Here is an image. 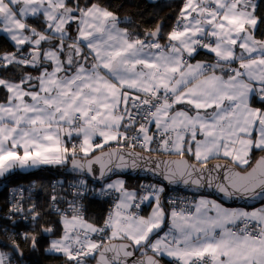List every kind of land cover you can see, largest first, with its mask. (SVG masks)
Segmentation results:
<instances>
[{
  "label": "snow or ice",
  "instance_id": "1",
  "mask_svg": "<svg viewBox=\"0 0 264 264\" xmlns=\"http://www.w3.org/2000/svg\"><path fill=\"white\" fill-rule=\"evenodd\" d=\"M257 7L256 0H182L161 43L162 24L142 38L121 27L130 18L105 0H0V33L14 48L0 52V70L18 76H0V177L48 165L79 174L48 189L61 234L45 252L65 264H160L165 256L169 264H264V155L251 163L254 151L264 153V108L252 106L264 104ZM201 50L213 61L192 63ZM220 158L231 163H209ZM140 168L169 185L207 187L218 199L259 207H226L207 196L165 202L163 184H141L138 194L112 179ZM13 192L6 218L30 220L35 230L37 204L26 208L25 189ZM91 193L112 197L103 226L85 218ZM145 202L147 216L139 212ZM39 232L55 234L52 226ZM17 236L37 249V234L13 231L0 264L23 257Z\"/></svg>",
  "mask_w": 264,
  "mask_h": 264
},
{
  "label": "trees",
  "instance_id": "2",
  "mask_svg": "<svg viewBox=\"0 0 264 264\" xmlns=\"http://www.w3.org/2000/svg\"><path fill=\"white\" fill-rule=\"evenodd\" d=\"M105 2L112 7L121 17H129L131 23H122V27H127L130 31L142 34L145 30L155 29L157 24L163 25V33L160 37V42L164 43L166 40V33L171 30L175 19L178 15L182 0H105ZM257 12L258 17L264 18V0H257ZM29 23L33 24L37 28L42 27L39 21L29 20ZM71 31V29H70ZM258 39H264V23L259 25V30L256 32ZM14 51L11 41L3 34H0V52ZM214 57L207 54L206 51L201 50L200 54L195 57L194 60L213 61ZM28 71H32L28 69ZM1 76L5 78H18V76L11 70L5 72L0 70ZM33 75H37L38 72H32ZM5 99L4 94H0V100ZM255 102V101H254ZM257 107L264 108V104L256 103ZM143 151L142 149H139ZM156 155L172 156L164 153H150ZM263 153L254 151L252 153L253 164L256 159ZM193 160L192 157H188ZM217 160V159H216ZM215 161V160H211ZM231 162L229 160H226ZM210 162V161H209ZM241 168V167H239ZM246 170L248 168H241ZM66 167L61 166H41L35 170L22 171L14 170L12 173L7 174L5 177H0V249L9 251L10 245L9 236L13 231L16 233L28 232L37 234L39 243L37 249H32L29 244H25L23 240L17 236V241L21 244L23 250V257L17 261V264H65V258L60 254L47 253L44 251L48 247V242L51 240L48 236L39 232L40 225L52 226L55 230L54 236L61 234V225L59 223V217L49 206V192L48 189L53 182L67 180H73L77 178V175H70L66 173ZM121 177V176H119ZM116 178V177H115ZM113 178V179H115ZM126 182V186L130 189H136L138 194L141 193L140 185L147 183L159 184L149 179L135 178L130 176L121 177ZM21 185L25 189V207L28 204L36 203L38 210L41 212V220L33 229L32 222L30 220H23L19 217H13L16 220V224L13 225L11 220L7 219L10 204V191L16 186ZM93 184L90 182V187ZM101 187V185H99ZM96 185V187H99ZM59 187V186H58ZM66 188V187H64ZM28 189H31L29 193ZM31 196V199L27 197ZM196 195L183 193L180 191H169L165 189L162 194V199L167 202L168 198L193 200ZM69 199L71 197L69 196ZM85 204V218L90 219V222L95 223L97 226H103L105 217L108 214L109 208L112 204V197L102 198L95 193L88 194L87 198L83 201ZM65 207V205H60ZM7 229V231H6ZM137 254L140 255L139 252ZM164 264H169V258L159 257ZM94 260H89L87 264H92Z\"/></svg>",
  "mask_w": 264,
  "mask_h": 264
},
{
  "label": "water",
  "instance_id": "3",
  "mask_svg": "<svg viewBox=\"0 0 264 264\" xmlns=\"http://www.w3.org/2000/svg\"><path fill=\"white\" fill-rule=\"evenodd\" d=\"M116 146L114 147H108V148H105V149H102V151L104 152H107L109 151L111 148H115ZM137 152H143L139 149H135ZM96 155L99 154V151L94 153ZM145 155H153V156H157L159 157L160 159H172V160H175V159H179V157L177 156H164V155H156V154H150V153H144ZM264 155L261 154L260 156ZM259 156V157H260ZM258 157V158H259ZM188 158V157H187ZM257 158V159H258ZM190 162H194L193 160H191L190 158H188ZM210 164H217V163H220V164H230L231 162H228L226 160H215V161H210L209 162ZM255 164V162L253 163ZM237 171H240V172H245V171H248L250 170V168L246 169V170H243L241 168H237L236 169ZM67 174H70V175H79L77 173H69L67 170H65ZM121 177H126V176H130V177H135V178H142V179H149V180H152V181H155L159 184H163V186L165 187V189L169 190V191H180V192H184V193H188V194H192V195H196V196H210V197H213V198H216L218 199L219 197L222 196V194H219L215 191V189H208L207 187H205L204 189H200L199 191L197 190H194L192 189L191 187H186L182 184L180 185H169L166 181H163L161 177L157 176V175H154L152 174L151 172L149 171H146L144 170L143 168H140V169H126L124 170L121 174H120ZM117 176H112V179L115 178ZM97 185H101L99 183H96ZM219 201H221L222 203L226 204V205H229V206H258L259 203L255 200H231V201H226L222 198L218 199ZM45 236H52V235H49V234H44ZM135 256L137 258H139V254H137V252L135 253ZM159 261H160V264H164L160 258H158ZM92 264H95V262H93Z\"/></svg>",
  "mask_w": 264,
  "mask_h": 264
},
{
  "label": "crops",
  "instance_id": "4",
  "mask_svg": "<svg viewBox=\"0 0 264 264\" xmlns=\"http://www.w3.org/2000/svg\"><path fill=\"white\" fill-rule=\"evenodd\" d=\"M153 1H157V0H153ZM256 2H257V0H256ZM122 27V26H121ZM0 34H3V33H0ZM3 35H5V34H3ZM6 36V35H5ZM197 60H192L191 62L192 63H195ZM205 61V60H204ZM209 62H212V61H209ZM236 65H233V67H235ZM0 76H1V74H0ZM0 94H4L5 95V92L3 91V90H0ZM4 100V99H3ZM3 100H0V101H3ZM253 107H257L256 106V104H255V102L253 101V105H252ZM151 131L152 132H154L155 131V126L153 125L152 127H151ZM198 138H200V137H198ZM78 142V141H77ZM96 143H100V140L99 139H97L96 140ZM114 146H117L115 143H111V144H109L108 146H106V147H104L103 149H105V148H108V147H114ZM155 146V145H154ZM99 151V150H98ZM97 151V152H98ZM96 153V152H95ZM175 156V155H174ZM214 160H216V159H214ZM217 160H225V159H223V158H220V159H217ZM230 161V160H229ZM241 168H244V167H241ZM16 170H22V171H31V170H35V169H16ZM123 179V178H122ZM148 184H155V183H147L146 185H148ZM200 196H197V197H195L193 200H195V199H198ZM208 198H210V199H216V198H213V197H210V196H207ZM218 202H220V203H222L221 201H219L218 200ZM224 204V203H223ZM226 207H238V206H229V205H226V204H224ZM256 207H259V205L258 206H256ZM249 210H251V207H249ZM139 212H140V215H143V216H147L150 212H151V207L149 206V204H148V202H145L142 206H141V209L139 210ZM55 254V253H54ZM166 257V256H165ZM168 258V257H167Z\"/></svg>",
  "mask_w": 264,
  "mask_h": 264
},
{
  "label": "built area",
  "instance_id": "5",
  "mask_svg": "<svg viewBox=\"0 0 264 264\" xmlns=\"http://www.w3.org/2000/svg\"><path fill=\"white\" fill-rule=\"evenodd\" d=\"M139 125L137 124L136 125V127H138ZM135 128H133V129H131L130 131H129V135H132L134 132H135ZM137 149H140L139 147H137ZM67 181H71L70 179L69 180H67ZM66 182V181H65ZM96 185L97 184H93V186H92V188H94V189H99L100 187H96ZM64 187H66L67 188V183H64ZM17 188H24L23 186H21V185H16L13 189H12V191H10V204H9V207H11V201H12V198H13V196L15 195V193L13 192V190L14 189H17ZM100 197H102V196H100ZM105 197H111V196H103L102 198H105Z\"/></svg>",
  "mask_w": 264,
  "mask_h": 264
},
{
  "label": "rangeland",
  "instance_id": "6",
  "mask_svg": "<svg viewBox=\"0 0 264 264\" xmlns=\"http://www.w3.org/2000/svg\"><path fill=\"white\" fill-rule=\"evenodd\" d=\"M25 51H27V49H25ZM34 169H37V168H34ZM117 178H120V179H122L121 177H116L115 179H117ZM99 186V185H98ZM100 187V186H99ZM184 193V192H183ZM59 236H54V235H52V236H49V238H51V239H55V238H58Z\"/></svg>",
  "mask_w": 264,
  "mask_h": 264
}]
</instances>
